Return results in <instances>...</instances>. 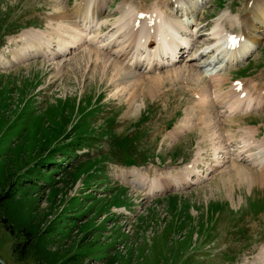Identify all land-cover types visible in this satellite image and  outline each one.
Wrapping results in <instances>:
<instances>
[{"label":"rangeland","instance_id":"obj_1","mask_svg":"<svg viewBox=\"0 0 264 264\" xmlns=\"http://www.w3.org/2000/svg\"><path fill=\"white\" fill-rule=\"evenodd\" d=\"M179 2L109 0L93 14L95 21H106L96 41L110 42L117 30L113 24L127 8L133 11L127 16L131 22L137 13H153L164 4L177 9ZM184 2L195 6L198 0ZM201 2L193 26L199 25L202 47L185 53L175 69L148 74L142 68L128 82L125 73L115 77L113 68L105 75L84 49L54 56L60 52L58 24H76L86 0H0V184L5 192L16 189L14 200L32 212L38 237L53 230L48 249L65 258L58 264H264V167L253 164L262 158L247 157L261 150L243 141H252L246 129L254 128L261 145L264 109L224 114V106L239 93L233 92L238 89L233 81L241 80L247 89L255 84L264 92V40L259 39V49L241 69L231 70L228 80L215 87L203 74L214 56L192 60L207 48L206 35L220 17L244 26L252 6L264 0ZM162 12L171 15L170 9ZM236 24L224 26L228 35L239 34ZM28 31L42 33L31 49L49 48L46 58L20 59L21 36ZM117 50L111 46L101 52ZM119 58L128 66L126 58ZM177 130L178 139H171ZM88 159L94 161L80 165ZM130 160L140 167H130ZM132 168L139 171L137 178L150 181L176 177L181 183L189 168L206 178L190 188L151 196L129 182L134 178H126ZM30 180L36 182L33 189L19 190ZM14 244L0 226V264H36L18 261Z\"/></svg>","mask_w":264,"mask_h":264},{"label":"bare ground","instance_id":"obj_2","mask_svg":"<svg viewBox=\"0 0 264 264\" xmlns=\"http://www.w3.org/2000/svg\"><path fill=\"white\" fill-rule=\"evenodd\" d=\"M108 1L109 0H100L99 2L100 6L98 7V9H103L104 6L108 4ZM201 1L204 3L206 0H201ZM202 2L201 5L203 4ZM95 4H96V0H86V4H84L85 10H83V12L79 15L80 20H78L76 24L75 23L72 25L71 24L62 25L63 23L58 24V30H55L56 32L55 35L58 37L59 40L58 44H59L60 52L58 51L59 53H54V56L65 58L75 48H78L79 50L84 49L85 54L88 53V56H90V60L92 59L93 62L95 61L96 63L94 64L95 66H97L99 62L101 63V67L105 75H107L106 72L108 71V69L113 68V70L116 72L115 77L120 76L121 74L123 75V73H125L127 75L126 80H128L130 78L132 79L138 77L137 75L138 70L141 68H144L148 74L158 73V70L164 67L174 68L175 65L180 61V59L183 57V55L186 52L191 53L196 47L199 49L200 47H202V45L200 47L198 45L199 41L201 40V36H198L197 34L198 31L197 27L199 25L193 26L195 24L194 22H198L195 19L199 17L200 11L198 7L200 5V0H198L195 6H193L192 4L188 6L187 5L188 3L184 2V0H180L179 4L176 5L177 9L175 8L172 9L170 8V6H167V4H164L162 9L159 8L155 11L156 13L155 12L151 13L149 11L147 12L148 14L141 13L143 15L137 13L135 15V19L131 22H127L128 20L127 16L129 14H133V11L129 10L126 7L127 9L123 11L124 16L121 19L116 20V22L113 24L117 26L116 32L114 34L113 33L111 34L110 39L108 37L107 41L110 42L104 45H100L99 42H97L98 40L96 41V37L99 36L98 34H100L98 32L102 31L101 29L105 27L106 21H101V22H99L98 20L95 21L94 18L92 17V14H94V11H96ZM122 4L119 5L118 8L119 10L122 9L121 6ZM255 4L256 6L254 5L252 6V10L250 9L251 10L250 17L245 22L244 26H241L243 22L240 21L236 22V19L235 20L230 19L229 17H225V15L220 17L213 31L210 32V34L208 33L207 35L204 34L206 36H209L207 48H205V50L199 53L198 55L195 54L192 57V60L197 61L203 55L210 54L214 56V58L208 63L206 69L203 71L204 76L212 81L211 84H213L214 87L218 86L222 80H228V78H226L227 73L231 69L239 65H242L247 60V58L249 56H252L255 53V51L259 48V43H258L259 39L263 38L261 35L264 34V3L261 5L257 3ZM167 9L171 10V15H165L162 12V11L166 12ZM179 12L180 14H182L180 15V17L186 16L184 20H182L183 17L179 18ZM225 13H227V16L231 15L230 11H225ZM140 16H142V18ZM227 21L234 24L237 23L236 25L241 26L240 27L241 30L239 31V34H236L233 37H231V35H228L224 26H226V24H228L229 22L224 24L223 27L221 25L222 23H225ZM250 26H252V28H249ZM192 27H196V28H194L193 30ZM132 32L134 33L137 32V33L134 34ZM252 32L258 33L259 35L254 36L251 34ZM132 34L135 35V41L133 44L129 42V39H131V36H133ZM41 35H42L41 32H35V31L34 32L28 31L23 33L21 38H22V42L24 43V48H22L21 51L18 50L21 52V53L19 52L20 54L19 57L21 56L20 59L26 60L33 58H41V57H45L44 55L47 56V52L51 53V51H48L49 48L47 47L46 48L48 50L46 52H44V50H42L41 47H39L40 49H36L38 48L36 47L34 51L31 49L34 47L35 43L37 42V40H39L38 38H40ZM84 45H90V47L93 45L91 48H96L98 52L92 49L87 50L88 47ZM111 46L117 47L118 50L115 53H120L123 56L124 59L122 58V61L124 60L126 62L125 58L128 60L127 62L128 66L126 64L125 65L128 67V69L131 67L132 69L131 68L130 69L133 72L128 73L127 67L122 65V63H119L120 60H118L117 58L121 56L120 54L119 55L117 54L118 57H116L114 55L115 53L109 52L105 54L101 52L104 51L105 48ZM114 48L115 47H113V50ZM106 51H108V49H106ZM181 53L182 55H180ZM92 55H94L95 58H92ZM179 55H180L179 61L175 62L179 57ZM178 70L179 69H177L176 72H178ZM241 86L242 84L240 82L236 83L235 86L233 85L234 88L238 87V89L233 90V92L234 91L236 92L238 90L239 93H237V97H235V100L233 102L231 100V103H228L226 105L227 107L229 106L228 110L227 107L224 106V110H225L224 112L225 114H227L226 117H230L231 115L240 112L249 113L251 111H256L264 107L263 90L261 91L260 89H258L259 87H257L255 84H252V86H250L251 89L250 88L247 89L244 88V86L242 87ZM231 97L234 98V96ZM246 130H247V134L252 137V141H250L249 139H245L243 140L244 144H246L247 147L255 144V149L261 150L259 152L257 151L258 153L250 154L247 157L252 158V156L254 155L256 157V161L262 158V160L260 159L261 163L254 162L253 164L257 166L258 165L264 166V159H263L264 139L262 140L261 145H259L257 143L258 140L256 138V133L258 132V129L248 127ZM178 134H179L178 130L173 132L171 139H175V138L178 139L177 137ZM246 137L248 138V136ZM215 159L216 161L215 160L214 161L217 162L218 165V163L221 162L219 160L220 158L217 157ZM187 171L188 172L183 175L184 182L182 181L181 183H180V179L176 177H171L168 182H165L160 178L155 180L152 179V181H150L151 179L147 178V176H139L137 178L139 171L136 169H133L130 172V175H126V178H134L132 180H129V182L135 184V186L139 188L147 189L149 194H155V193H162L164 191H167L172 187L176 188L181 184L196 185L199 184V182L204 178L199 174V171H195V170L192 171L190 170V168Z\"/></svg>","mask_w":264,"mask_h":264},{"label":"trees","instance_id":"obj_3","mask_svg":"<svg viewBox=\"0 0 264 264\" xmlns=\"http://www.w3.org/2000/svg\"><path fill=\"white\" fill-rule=\"evenodd\" d=\"M124 145L127 146L128 144L126 143ZM74 151L75 153L77 152L76 149H74ZM93 161H90V164ZM88 162L89 160L81 162L80 165H85ZM130 163H134V161L130 160ZM55 171H58V169L54 170V172ZM71 175L72 174L69 176ZM70 182L73 185L74 182L72 180H70ZM35 183V180H30L25 184H22L19 187V190L22 188L24 189L27 186L33 189ZM2 188L3 186L0 184V226L6 228L14 239L15 244L13 251L16 259L21 262L31 259L36 264H58L59 262H62L64 258L62 252H51L48 249L53 230L51 229V232L48 230L38 237V232L35 226L36 221L32 218V212H25L22 206L23 203L19 204L14 200L16 189L13 187V189L11 188L12 191L5 192ZM21 240L24 241L21 242ZM50 243L53 244L52 241Z\"/></svg>","mask_w":264,"mask_h":264}]
</instances>
